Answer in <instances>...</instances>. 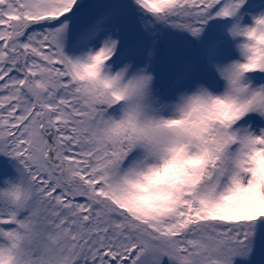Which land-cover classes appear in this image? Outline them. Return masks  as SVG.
<instances>
[{"label": "snow or ice", "instance_id": "snow-or-ice-1", "mask_svg": "<svg viewBox=\"0 0 264 264\" xmlns=\"http://www.w3.org/2000/svg\"><path fill=\"white\" fill-rule=\"evenodd\" d=\"M264 0H0V264H254Z\"/></svg>", "mask_w": 264, "mask_h": 264}, {"label": "rangeland", "instance_id": "rangeland-1", "mask_svg": "<svg viewBox=\"0 0 264 264\" xmlns=\"http://www.w3.org/2000/svg\"><path fill=\"white\" fill-rule=\"evenodd\" d=\"M253 259L254 264H264V250L258 248Z\"/></svg>", "mask_w": 264, "mask_h": 264}]
</instances>
